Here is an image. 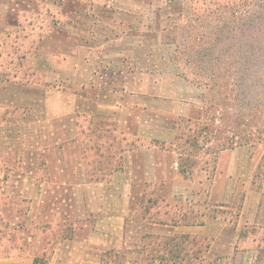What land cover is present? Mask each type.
Instances as JSON below:
<instances>
[{"label": "rangeland", "instance_id": "rangeland-1", "mask_svg": "<svg viewBox=\"0 0 264 264\" xmlns=\"http://www.w3.org/2000/svg\"><path fill=\"white\" fill-rule=\"evenodd\" d=\"M192 29L194 39L188 41ZM87 32L102 35L100 38L104 34L133 37V43L147 45L157 54L177 46L176 61L192 79V72L203 75L212 68L208 62L217 52L227 51L236 58L247 51L264 53V0H0V160L4 162L0 192L6 194L0 198V210L6 219L13 221L19 216L21 234H29L28 228L43 230L44 235L37 232L42 242L100 241V264H264V226L242 223L236 216L242 209L240 202L221 204L209 197L208 173L216 153L214 144H206L204 139L183 150L182 142L178 145L180 155L176 157L185 170L181 171L178 163V174L195 181L186 200L179 198V192L189 189L187 184L175 189L172 184L174 156L161 152L157 159L163 160L165 167L158 175L168 178L167 182L143 183L134 159L133 183L101 184L94 189L93 200L86 199L87 190L73 184L23 181L32 176L76 178L78 170L73 167L84 156L75 141L52 145L49 132L60 126L44 120V100L53 92L45 80L58 79L54 75L63 63L61 52H68L65 73L71 74L76 66L77 35ZM123 46L122 42L117 49ZM257 87L258 98L264 100V79ZM236 90L238 87L230 96ZM254 121L258 128L255 140L264 144V114L256 112ZM131 126L136 135L138 123ZM223 131L217 133L220 142L232 135ZM133 145H137L134 138ZM158 146L172 151L169 144ZM35 148L37 168L32 172L29 162L34 161ZM61 152L68 165L63 173L54 168ZM88 163L99 171V181H105L114 159L104 155ZM120 165L118 158L116 167ZM182 216L186 222L179 220ZM175 218L180 226L191 222L206 231L176 232L170 222ZM224 220L227 229L221 227ZM93 228H97L94 233ZM0 231V236L7 238L8 231ZM84 251L90 255H85L82 264H92V249Z\"/></svg>", "mask_w": 264, "mask_h": 264}, {"label": "crops", "instance_id": "crops-1", "mask_svg": "<svg viewBox=\"0 0 264 264\" xmlns=\"http://www.w3.org/2000/svg\"><path fill=\"white\" fill-rule=\"evenodd\" d=\"M100 37L102 35L95 32L78 34L76 66L71 69V74L65 73L68 52H61L63 63L59 72L54 75L58 79L45 80L51 84L50 91L53 92L47 93L44 100V120L60 126V129L49 132L52 145L66 146L75 141L79 152L84 156L73 167L78 170L75 180L69 177L50 180L32 176L24 177L23 181L26 180L29 184H35L38 180L45 184H73L87 190L86 199L93 200L94 189H99L101 184H132L135 179L132 173L134 159L138 161L136 170H141L143 183L167 182L168 178L158 175L165 167L163 160L157 159V154L161 152V155L167 153L174 156L170 164L176 178L172 180L173 187L188 186L189 189L179 192L182 194L179 198L190 199L191 186L195 181L178 174L180 170L177 157L180 151L177 150L180 148L175 135L178 122L190 125L202 117L208 104V90L190 84L181 76V66L175 57L177 46L169 52L163 48L157 54L156 50L150 52L147 45L133 43V37L111 34ZM122 42L124 46L117 49V45ZM85 51L86 54L81 55ZM132 75H135L134 79ZM133 112H138L135 117ZM133 122L138 123L136 135L131 131ZM133 138L137 144L135 146ZM163 143L170 144L172 151L162 150L158 145ZM61 153L62 157L54 160V168L63 173L68 165L63 152ZM32 154L34 161L29 162V166L33 172L37 168L36 148ZM104 155L114 159V165L110 166L112 173L105 176L107 179L99 181V171L90 168L88 161L97 160ZM263 157L264 144L223 149L214 154L215 160L210 166V174L208 173L210 199L221 204L240 202L242 209L236 215L242 219V223L257 228L264 226ZM118 158L122 165L116 167ZM0 164L2 167L4 162L0 160ZM86 166L88 169H85ZM206 167L207 163L203 168ZM117 172H120L118 176ZM5 195L0 192V198ZM240 195L243 196L242 200L238 197ZM35 198L36 196H28L30 200ZM19 219L18 216L13 221L7 220L3 210H0V229L9 233L7 238L0 236V264H82L85 263V255H90L84 249H92V264H95V260L100 264V241L90 243L50 238L51 240L42 242L38 239L37 232L44 235L43 230L36 228H28V232H31L26 235L22 232L25 236L22 237ZM172 227L176 232L190 234L206 231L195 224L180 226L176 222ZM221 227L227 229V220L221 222ZM239 227L240 224L237 223L236 230L239 231ZM96 229L93 228L92 233ZM242 262H246L245 257Z\"/></svg>", "mask_w": 264, "mask_h": 264}, {"label": "trees", "instance_id": "trees-1", "mask_svg": "<svg viewBox=\"0 0 264 264\" xmlns=\"http://www.w3.org/2000/svg\"><path fill=\"white\" fill-rule=\"evenodd\" d=\"M193 31L192 29L188 34V41L194 39ZM207 54L206 52L203 56L205 57ZM211 60L213 61L208 63L212 68H209V71L203 75L192 72V79L188 76L187 71H180L181 76L190 84L202 86L209 92L207 107L198 121L190 125L182 121L178 122L175 135L177 145L182 142L184 146L181 149L183 150L204 139L206 144L211 142L214 144L215 153H217L235 146L249 145L253 147L260 144V140H255V132L258 128L254 124V115L256 112L264 114V100L258 98L257 91L258 84L264 79V53L247 51L242 52L239 58H236L233 54L230 55L227 51H223V53L213 54ZM235 87H238V90L230 96ZM218 112L222 113L219 115ZM224 129L227 130L226 132H231L232 135L220 142L217 139V133L224 132ZM179 165L182 167L181 162ZM181 171H185L183 167ZM179 220L186 222L183 216ZM179 220L175 218L170 222L174 224ZM163 222L165 223V220ZM188 223L191 224V222Z\"/></svg>", "mask_w": 264, "mask_h": 264}]
</instances>
